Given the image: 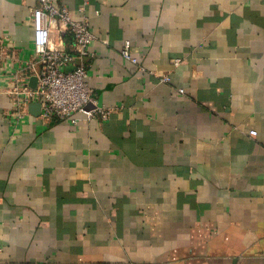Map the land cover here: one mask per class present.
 Returning <instances> with one entry per match:
<instances>
[{
    "label": "crops",
    "instance_id": "crops-1",
    "mask_svg": "<svg viewBox=\"0 0 264 264\" xmlns=\"http://www.w3.org/2000/svg\"><path fill=\"white\" fill-rule=\"evenodd\" d=\"M52 1L111 115L17 124L0 93V264H264V0ZM39 5L0 0L22 60Z\"/></svg>",
    "mask_w": 264,
    "mask_h": 264
},
{
    "label": "built area",
    "instance_id": "built-area-1",
    "mask_svg": "<svg viewBox=\"0 0 264 264\" xmlns=\"http://www.w3.org/2000/svg\"><path fill=\"white\" fill-rule=\"evenodd\" d=\"M39 2L31 11L34 50L29 59L17 57L6 37L0 36V93L7 95L10 101L8 115L20 124L31 115L30 106L39 104L38 117L44 122L56 119L77 125L76 114L81 112L89 119L107 120L111 110L95 96L89 81L91 64L82 61L73 69L66 68L77 58L95 56L91 46L96 36L89 18L74 20L66 6L56 7L52 0ZM54 25L59 32L69 31L72 35L74 52L51 45ZM121 53L126 60L139 64L130 40L125 41ZM174 64L178 65L179 60H174ZM32 78H36L35 86L31 85ZM163 80L169 81V76H164ZM251 134L255 135L256 131Z\"/></svg>",
    "mask_w": 264,
    "mask_h": 264
},
{
    "label": "water",
    "instance_id": "water-1",
    "mask_svg": "<svg viewBox=\"0 0 264 264\" xmlns=\"http://www.w3.org/2000/svg\"><path fill=\"white\" fill-rule=\"evenodd\" d=\"M35 83H36V78H32L31 79V85L32 86H35ZM40 106H39V104H32L31 106H30V111H31V113L33 114V115H39V113H40V108H39Z\"/></svg>",
    "mask_w": 264,
    "mask_h": 264
}]
</instances>
